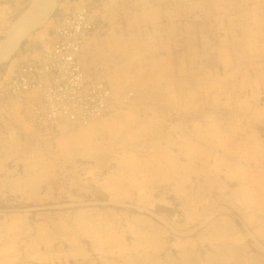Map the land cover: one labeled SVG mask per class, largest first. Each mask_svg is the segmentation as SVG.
<instances>
[{"label":"rangeland","instance_id":"374dc122","mask_svg":"<svg viewBox=\"0 0 264 264\" xmlns=\"http://www.w3.org/2000/svg\"><path fill=\"white\" fill-rule=\"evenodd\" d=\"M17 1L0 0V40L22 28L15 22L33 4ZM193 1L182 22L196 12L199 37L190 40L187 29L183 49L164 46L174 23H138L139 15L126 23L110 0H43L26 17L0 80L49 47L59 16L89 2L86 74L132 99L117 114L60 129L30 124L32 96L4 101L0 264H264V0L257 40H240L245 49L241 36L223 35L222 23L220 37L204 31L229 8ZM172 50L203 64L174 73L165 58Z\"/></svg>","mask_w":264,"mask_h":264},{"label":"built area","instance_id":"2783aa9c","mask_svg":"<svg viewBox=\"0 0 264 264\" xmlns=\"http://www.w3.org/2000/svg\"><path fill=\"white\" fill-rule=\"evenodd\" d=\"M88 9L83 3L59 18L51 49L40 58L16 63L9 81L0 89V101L42 87L41 104L32 110L35 118L49 127H56L61 119L85 122L107 111L109 88L103 82L86 81L77 62L83 39L94 28ZM52 98L51 104H46Z\"/></svg>","mask_w":264,"mask_h":264},{"label":"crops","instance_id":"0c3cea01","mask_svg":"<svg viewBox=\"0 0 264 264\" xmlns=\"http://www.w3.org/2000/svg\"><path fill=\"white\" fill-rule=\"evenodd\" d=\"M10 1H16L15 3L17 2L19 3V1L17 0H10ZM137 1H141V0H110L112 8L116 9V12L114 11V14L120 16L121 18H125L124 21L126 23H135L136 15H139L140 17L143 16L145 18L147 17L146 19L145 18L138 19L137 20L138 23L142 21L143 22H160V23H168V24L174 23L176 25L174 29V33H172L174 38L173 37L170 38V41H173V42L164 44V46L168 48L179 47L183 49L184 34L187 29H189V33H190L189 39L192 41L198 40L199 20L197 19L196 12L195 13L192 12V14L190 15V19H188L187 22H185L186 23L185 27H184V23L182 22L183 17H184L185 3L188 0L186 1L143 0L144 2L148 3V8L150 9V11L147 8L146 10L141 9L142 12L138 8L135 11H133L134 8H136L134 5ZM200 1L201 2L207 1V3L213 7L215 6L222 7L225 10L228 8L230 9L229 12L228 10L223 11V12L219 11L218 14L216 13L217 15L213 13L212 17L206 20L205 24L207 26H205L204 31H206L209 35L212 34V36H214L216 35V32H217L218 37H220L221 32L220 31L218 32V24L222 23L223 24V27H222L223 35L226 34L225 35L226 37H231V38L233 37L235 38V36L242 37V38L241 37L239 38V42H238L240 49H245L247 47L246 45H242L243 42H240V40L242 39L244 40L249 39V41L257 40L258 30H255V29H258V26L257 27L255 26L258 25V0H194L193 7H195V3L199 4ZM252 7L257 8V10L255 9L256 10L255 12L249 11V13L245 12L243 14H240L242 12V11H239L241 10V8L248 10V8L252 9ZM233 9H234V12H232ZM126 14H127V17H126ZM151 15H156L158 16L159 19L155 17L154 19L151 18L150 17ZM219 15H221L222 17H220ZM0 18H1V13H0ZM5 21H6V18H5ZM247 25H249V28L247 27ZM201 31L203 32V29ZM93 34L94 32H91L90 35L89 34L87 35L88 37L84 41L85 45L83 44V50L80 56V61L82 63L81 65L85 71L91 65L89 63L90 59L88 60V57L86 56L87 54L86 52H87V45L91 44V37ZM248 43H252V42H248ZM192 55H193L192 52H187L183 50H179V51L172 50L169 54L165 56V58H166V61L170 63L169 65L171 66V69L174 71V73L177 71H182L183 69L187 71H194L196 70V68H198L199 64H203V63H199L198 60L190 59ZM183 65L185 68L182 67Z\"/></svg>","mask_w":264,"mask_h":264},{"label":"bare ground","instance_id":"6f19581e","mask_svg":"<svg viewBox=\"0 0 264 264\" xmlns=\"http://www.w3.org/2000/svg\"><path fill=\"white\" fill-rule=\"evenodd\" d=\"M40 1H43V0H33V4H32V6L29 8V10L25 13V14H22V15H20L19 17H18V19L16 20V22H15V28L17 27V28H20V27H22L20 30H18V31H15V32H12L11 30H9V34L5 37V38H3V39H1L0 40V62L1 61H3V60H5L12 52H13V50H15V48L17 47V45H19L18 43H19V41H20V39L22 38V36H23V33L25 32V30H26V24L27 23H25V21L27 20V16H29V14H31L32 12H33V10L36 8V6H37V3L38 2H40ZM45 1V0H44ZM50 1H53V0H48V2H50ZM87 3H89V2H87ZM87 3H85L84 2V4H86L87 6H88V10H89V15H90V17L91 18H93V20H94V15H93V13H92V10L90 9L91 7H89V4H87ZM43 4V3H42ZM80 4H83V3H81L80 2ZM80 4H77V5H74V7L72 8V9H75V8H78V5H80ZM264 4V3H263ZM46 6V5H45ZM38 8V7H37ZM36 8V9H37ZM43 9L42 10H44L45 9V7H42ZM71 9V10H72ZM260 9V8H259ZM50 10H51V8H50ZM49 10V11H50ZM71 10H69V11H71ZM68 11V12H69ZM125 13H127V12H125ZM264 13V12H263ZM130 15V14H129ZM64 16V14L63 15H61V16H59L58 18H57V22H56V24H55V27L52 29V31H51V41H50V45H49V47L47 48V49H45L44 48V50L38 55V57L37 58H40L41 56H42V54L45 52V51H48V50H50L51 49V47H52V43H53V41H54V39H55V30L57 29V27H58V24H59V18L61 17H63ZM123 16H125V15H123ZM126 17H127V14H126ZM258 21H259V19H258ZM255 22V21H254ZM262 22H264V18H263V21ZM23 24H25V25H23ZM259 24V23H258ZM245 25V24H244ZM252 25V24H251ZM257 26H259V25H256L255 27H257ZM263 26H264V23H263ZM14 27V26H13ZM25 27V28H24ZM247 27L249 28V25H247ZM11 29V28H10ZM259 29V28H258ZM258 29H255V30H258ZM254 30V31H255ZM21 31V32H20ZM253 31V30H252ZM261 31V30H260ZM262 31H264V30H262ZM256 32V31H255ZM258 32V31H257ZM260 33V32H259ZM264 33V32H263ZM89 35H90V33H89ZM258 36H260V34L258 35ZM88 36H85L84 37V39H83V42H82V45H81V47H80V50H79V52H78V54H77V62H78V66H79V68H80V70L82 71V73H84V77L87 79L86 81H89V82H103V79H101L100 77H92V76H88L87 74H86V71L84 70V68L82 67V63H81V61H80V56H81V53H82V50H83V44H84V41H85V39L87 38ZM255 41V40H254ZM256 43V42H255ZM250 44H252V43H250ZM85 45V44H84ZM86 47V46H85ZM84 47V48H85ZM248 47V46H247ZM253 47V46H252ZM255 47V46H254ZM251 49V48H250ZM12 55V54H11ZM34 58V57H33ZM36 59V58H35ZM247 59V58H246ZM18 60V59H17ZM30 60H33L32 58L30 59ZM30 60H28V61H30ZM27 61V60H26ZM249 61V60H248ZM16 62V61H15ZM19 62V61H18ZM16 65V64H15ZM257 65V64H256ZM11 66V65H10ZM15 68V67H14ZM13 71H14V69L12 70V73H9L10 75L8 76V78L7 79H2V80H0V89H2L3 88V84L4 83H6L7 81H9V79H10V77H11V75L13 74ZM222 75H224V74H222ZM225 76V75H224ZM226 76H227V74H226ZM264 77V76H263ZM259 79V78H258ZM48 80V79H47ZM199 80V79H198ZM204 80V79H203ZM225 81V80H224ZM199 82V81H198ZM201 82V81H200ZM202 84H203V82H201ZM233 84V83H232ZM198 85H200V83L198 84ZM205 85L207 86V84H206V82H205ZM210 85H212V84H210ZM203 86V85H202ZM240 86V85H239ZM245 86H246V84H245ZM252 86V85H251ZM258 86V85H257ZM183 87V86H182ZM195 87V86H194ZM211 87V86H210ZM201 88V87H200ZM204 88H206V87H203V89ZM230 88H231V86H230ZM182 89V88H181ZM187 89V88H186ZM185 89V90H186ZM240 89H242V88H239V90ZM247 89V88H246ZM109 95H108V98H107V101H108V109H107V111L105 112V113H103V114H101V115H99V116H92V117H90L89 119H87V120H85V122L84 121H81V120H67V119H61L60 120V123H58L57 124V126L56 127H49V125H43L39 120H37L36 118H35V114H33V106L35 105V104H37L38 102L41 104V96H42V91H43V88L41 87V89L40 88H32V89H30V90H27V91H25L24 93H21V94H19V95H15V96H12V97H17V96H22V95H24V94H26V95H29L30 97L32 96V99H31V101L32 102H30V104H29V108H28V121L30 122V124H32V125H35V126H40V127H45V128H50V129H52V128H57V129H60L59 127H64V126H87V125H89V124H91V123H93L95 120H97V119H100V118H102V117H104V116H106V115H113V114H117V113H119V112H121L120 110H121V108H123V107H126L127 105H129V103H130V101H131V99H132V93L130 92V91H125V92H123L121 95H122V97H120L119 98V96H116V93L113 91V89H111V88H109ZM198 90V89H197ZM196 90V91H197ZM233 90H235V88L233 89ZM238 90V89H237ZM260 89H259V87H258V91H259ZM206 91V90H205ZM245 91V90H244ZM179 93V92H178ZM184 93V92H183ZM200 93V92H199ZM204 93V92H203ZM238 93V92H237ZM257 93V92H256ZM206 94V93H205ZM204 94V95H205ZM210 94V93H209ZM229 94L230 93H228V96H229ZM190 95H192V94H190ZM207 95V94H206ZM238 95V94H237ZM256 95V94H255ZM175 96V95H174ZM198 96V95H197ZM226 96V95H225ZM24 97V96H23ZM187 97V96H186ZM210 97H211V95H210ZM234 97H236V96H234ZM9 98H11V97H7V98H4V99H2L1 101H0V109H2L3 108V106L4 107H7L6 105L7 104H9V100L8 101H6L5 103H4V101L6 100V99H9ZM181 98H182V95H181ZM190 98V97H189ZM197 98V97H196ZM1 99V98H0ZM14 99V98H13ZM184 99H186V98H184ZM188 99V98H187ZM11 100V99H10ZM52 100H53V98L52 99H49V100H47V103L46 104H51V102H52ZM179 100V99H178ZM182 99H180V101H181ZM186 102V101H185ZM54 106V105H53ZM9 108H12V105L10 106V107H8L7 108V112L9 111ZM256 108V107H255ZM13 109H15V108H13ZM128 109V108H127ZM6 109H2L1 110V112H4ZM123 110V109H122ZM256 110V109H255ZM254 110V111H255ZM124 111V110H123ZM127 111V110H126ZM254 111H253V113H254ZM256 111H258V110H256ZM60 114H61V117L63 118V110H60V111H58ZM1 114V113H0ZM2 116V115H1ZM0 116V117H1ZM4 116V115H3ZM7 118V117H6ZM5 121V120H4ZM2 122V121H1ZM7 128V127H6ZM14 129V128H13ZM58 131V130H57ZM9 133H10V130H9ZM58 133V132H57ZM60 134H61V132H60ZM128 135V134H127ZM60 136V135H59ZM84 151V150H83ZM75 154H81V155H83V153L79 150V151H75L74 152ZM92 152L90 151V154H91ZM89 153H87V155H88ZM52 155H55V154H52ZM84 155L86 156V151H84ZM73 156V155H72ZM89 156V155H88ZM93 156V155H92ZM98 155H95L94 157H97ZM69 158V157H68ZM69 160H71L70 158H69ZM67 162H69V161H67ZM73 162V161H72ZM70 163V162H69ZM187 163V162H186ZM185 163V164H186ZM71 164V163H70ZM74 164V163H73ZM73 164H71V165H73ZM184 164V165H185ZM188 164H189V162H188ZM66 165V164H65ZM74 166V165H73ZM188 166V165H187ZM186 166V167H187ZM190 166V165H189ZM63 167V166H62ZM61 167V168H62ZM60 168V169H61ZM184 168V167H183ZM187 168H189V167H187ZM60 169H59V171H60ZM63 169H65V168H63ZM71 170H72V168H71ZM75 170V169H74ZM63 171V170H62ZM68 171V170H67ZM62 173V172H61ZM59 175V174H58ZM57 176V175H56ZM27 181H30L31 179L29 178V177H26L25 178ZM54 179V178H53ZM17 181V180H16ZM21 181V180H20ZM50 181V180H49ZM11 183V182H10ZM13 183V182H12ZM11 183V184H12ZM18 183H19V181H18ZM22 184V183H21ZM20 185V184H19ZM11 186V185H10ZM24 185L22 184V186L21 187H23ZM12 188H13V186H12ZM142 188V187H141ZM23 189V188H22ZM139 193V192H138ZM140 195V193L138 194V196ZM141 197V196H140ZM145 197V196H144ZM142 198H143V195H142ZM251 204V203H250ZM249 204V205H250ZM251 206V205H250ZM253 206V205H252ZM80 220V219H79ZM82 222H83V220H82ZM85 223H87V222H85ZM96 224V223H95ZM52 226H54V225H52ZM86 226V225H85ZM88 226V225H87ZM90 226H91V224H90ZM48 230V229H47ZM56 231V230H55ZM51 232V233H50ZM49 233L50 234H52V231H50ZM55 233V232H54ZM53 233V234H54ZM107 233V232H106ZM109 234V233H108ZM48 235V234H47ZM54 236V235H53ZM109 236H112L111 235V233L109 234ZM51 238V237H50Z\"/></svg>","mask_w":264,"mask_h":264}]
</instances>
